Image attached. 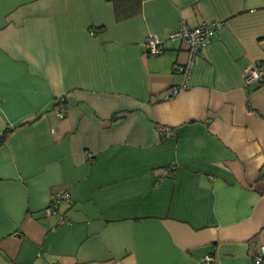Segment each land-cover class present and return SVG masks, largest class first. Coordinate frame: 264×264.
Here are the masks:
<instances>
[{
	"label": "crops",
	"instance_id": "crops-1",
	"mask_svg": "<svg viewBox=\"0 0 264 264\" xmlns=\"http://www.w3.org/2000/svg\"><path fill=\"white\" fill-rule=\"evenodd\" d=\"M183 21L221 23L187 79L186 41L144 46ZM257 63L264 0H143L120 22L112 0H0V135L12 128L0 264H255L264 80L245 73ZM60 190L64 224L45 214Z\"/></svg>",
	"mask_w": 264,
	"mask_h": 264
},
{
	"label": "built area",
	"instance_id": "built-area-1",
	"mask_svg": "<svg viewBox=\"0 0 264 264\" xmlns=\"http://www.w3.org/2000/svg\"><path fill=\"white\" fill-rule=\"evenodd\" d=\"M221 25L220 22L204 21L200 25L191 27L184 21L180 24L179 28L173 30L166 38L160 39L156 36L149 35L146 37L144 46L146 52L150 55L162 54L165 51V39L184 40L189 46L190 60L187 64L181 66L177 65L176 69L184 73L185 79L189 77L193 59L200 53L201 49L207 44L211 35ZM264 80V64L257 63L245 73L246 85L260 84ZM186 88V84L181 86H173L168 89L164 95V99H169L180 93ZM55 111L60 117H64V111L60 107H56ZM161 131L165 128H160ZM72 200L71 193L68 190L56 191L45 209L47 217L58 216L59 224L68 223L69 219L65 212L62 211L64 203H70ZM203 264H215V257L211 254H206L202 259ZM255 264H264V245H261L259 251L254 256Z\"/></svg>",
	"mask_w": 264,
	"mask_h": 264
},
{
	"label": "trees",
	"instance_id": "trees-1",
	"mask_svg": "<svg viewBox=\"0 0 264 264\" xmlns=\"http://www.w3.org/2000/svg\"><path fill=\"white\" fill-rule=\"evenodd\" d=\"M114 5L115 19L117 22L131 19L139 15L142 11L143 0H112ZM97 31V30H96ZM146 50V49H145ZM63 99H59L55 103L56 108L58 105L62 104ZM12 128H7L0 135V144L5 140L8 133ZM264 177V171L261 173V179Z\"/></svg>",
	"mask_w": 264,
	"mask_h": 264
}]
</instances>
